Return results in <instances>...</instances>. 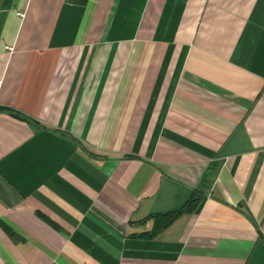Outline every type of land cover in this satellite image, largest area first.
I'll return each instance as SVG.
<instances>
[{
  "label": "crops",
  "instance_id": "1",
  "mask_svg": "<svg viewBox=\"0 0 264 264\" xmlns=\"http://www.w3.org/2000/svg\"><path fill=\"white\" fill-rule=\"evenodd\" d=\"M0 108V264H264V0H0Z\"/></svg>",
  "mask_w": 264,
  "mask_h": 264
},
{
  "label": "trees",
  "instance_id": "2",
  "mask_svg": "<svg viewBox=\"0 0 264 264\" xmlns=\"http://www.w3.org/2000/svg\"><path fill=\"white\" fill-rule=\"evenodd\" d=\"M0 111H8L6 109H1ZM12 114H14L12 111H9ZM10 113V114H11ZM23 120L27 121L29 124L35 127H39V125L24 116H20ZM203 202V197L198 195L195 191H192L189 195L188 199L176 210L168 211L165 213H156V214H150L143 221H146L148 219L153 220V228L150 232L141 233L138 236L139 237H149L152 238L154 235H156L159 231H161L163 228L168 226L173 220H175L178 216L182 214H192L198 212V210L201 207V204Z\"/></svg>",
  "mask_w": 264,
  "mask_h": 264
}]
</instances>
